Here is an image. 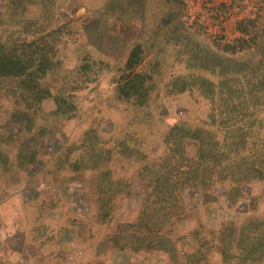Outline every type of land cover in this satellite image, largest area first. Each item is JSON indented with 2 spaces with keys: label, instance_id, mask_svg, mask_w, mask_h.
<instances>
[{
  "label": "rangeland",
  "instance_id": "1",
  "mask_svg": "<svg viewBox=\"0 0 264 264\" xmlns=\"http://www.w3.org/2000/svg\"><path fill=\"white\" fill-rule=\"evenodd\" d=\"M19 1L14 11L0 0V17L8 28L14 30L20 17L22 27L38 21L28 34L39 33L46 14L64 28L55 54L62 67L51 79L56 82L49 80L52 93L80 78L86 61L96 63L98 79L75 92L78 117L57 119L56 135L38 142L29 133L18 135L11 123L14 101L1 91L0 142L8 160L0 164V264H223L210 234L226 223H246L248 214L264 219V181L254 184L252 201L234 194L229 182L187 190L182 221L169 218L155 231L150 225L134 226L154 199L152 182L183 179L179 172L188 169L198 152L195 139L185 140L183 155L191 161L185 167L174 159L167 162L177 154L170 130L185 123L195 135L208 121V100L197 91L179 92L172 76L190 72L188 57L202 45L221 51L223 43L239 35L238 20L264 17V0H145L139 6L133 2L140 0H54L50 12H45L48 0ZM171 10L185 29L173 32L179 27L176 20L173 28L161 25ZM134 49L136 71L150 77L147 99L139 105L125 99L117 83ZM2 83L11 88L17 81L4 78ZM51 103L46 100L41 107L38 127L49 124ZM23 136L36 151L31 164L21 159H28ZM106 181L110 190L103 194ZM121 235L137 239L124 243L125 249L121 242H106ZM157 235L169 236V251L155 248Z\"/></svg>",
  "mask_w": 264,
  "mask_h": 264
},
{
  "label": "trees",
  "instance_id": "2",
  "mask_svg": "<svg viewBox=\"0 0 264 264\" xmlns=\"http://www.w3.org/2000/svg\"><path fill=\"white\" fill-rule=\"evenodd\" d=\"M3 1H7L14 11L20 5L19 0ZM50 1L54 0H48L45 12H50L49 8H52ZM144 2L145 0L134 1L133 5L139 6ZM165 8L166 11L169 9L166 5ZM19 19L20 17L14 20L17 24L13 30L8 28L10 26L0 17V93L5 90L14 101L15 109L11 115V123L17 126L15 130L18 135L29 133L31 139L38 142L48 135H56L55 132L59 131L56 126L57 119L71 120L78 117V98L75 92L88 89L97 81L98 73L94 70L96 63L86 61L80 69V78L65 85V89L52 93L49 80L58 76L57 71L62 67L61 60L55 54L59 50L64 28L60 30V27L55 25L57 20L46 14L41 31L31 32L30 35L28 33L38 21H28L27 27H22ZM175 20L179 26L177 28L172 26ZM161 25L171 26L173 32L185 29L184 22L176 11L172 10L163 17ZM236 29L239 35L223 43L221 51H213L202 45V50H195L188 57L187 67L190 72L172 76L171 83L177 86L179 92L197 91L201 97L208 100L211 106L207 114L208 121L203 124L206 126L197 128L201 131L195 135L185 123H178L170 130L168 137L175 141L177 154L168 156L166 161L171 162L174 159L178 161L177 166L184 167L186 162H192L188 169L179 172L183 179L159 177L152 182L154 190L150 197L154 199L146 203L142 215L138 218L139 222L134 227L141 224L147 228L150 225L151 231H155L156 227L165 226L169 218L175 217L177 222L182 221L180 212L184 209L183 196L187 190L210 188L220 181L229 182L234 194L238 193L242 198L245 195L252 201L254 184L264 181V17L260 20L242 18L238 20ZM134 50L117 83L120 93L127 96L125 99L139 105V102H145L147 99L149 85L146 81L150 77L136 71L139 62L136 49ZM4 78L16 79L17 83L11 88H3ZM130 93L131 96H128ZM46 100L49 103L54 102L49 107V124L38 127V115L44 114L41 107L46 104ZM36 130L39 133H35ZM91 133L95 135V129ZM87 134H90V131ZM23 138L22 148L28 153V159H21L24 163L31 164V160H35L36 151L29 147L27 138ZM193 139L198 142V152L190 160L187 155H183V142ZM1 147L2 142L0 164L4 165L8 158ZM93 151L96 152L95 149ZM93 168H98L97 163ZM170 168L169 163L166 170ZM77 170L78 165L75 168V171ZM102 174L106 175L105 172ZM108 190L110 184L106 181L101 185V193L106 194ZM250 204L249 202V209ZM45 230L44 228L42 231L41 240L46 234ZM210 235L213 241L217 242L211 246H215L221 254L223 264L231 263L232 260L237 264L264 263L262 216L248 214L246 223H241L240 226L226 223L215 234ZM131 239L137 238L135 235H121L115 241L109 239L106 242L114 243L115 246L122 243L120 246L125 249L124 243L131 242ZM169 239V236L166 238L157 235L155 248L169 251L165 246L170 244Z\"/></svg>",
  "mask_w": 264,
  "mask_h": 264
},
{
  "label": "water",
  "instance_id": "3",
  "mask_svg": "<svg viewBox=\"0 0 264 264\" xmlns=\"http://www.w3.org/2000/svg\"><path fill=\"white\" fill-rule=\"evenodd\" d=\"M81 11H86V10H85V8H82ZM81 11H79V14H80V15L82 14Z\"/></svg>",
  "mask_w": 264,
  "mask_h": 264
}]
</instances>
